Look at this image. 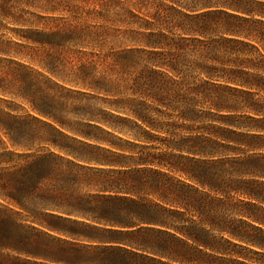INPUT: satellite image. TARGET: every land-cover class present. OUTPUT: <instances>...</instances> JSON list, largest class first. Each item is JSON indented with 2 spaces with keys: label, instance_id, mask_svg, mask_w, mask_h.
<instances>
[{
  "label": "trees",
  "instance_id": "1",
  "mask_svg": "<svg viewBox=\"0 0 264 264\" xmlns=\"http://www.w3.org/2000/svg\"><path fill=\"white\" fill-rule=\"evenodd\" d=\"M66 3L0 0V102L27 106L23 115L0 109V264H264V190L229 186L234 176L264 179V110L254 98L264 93V0L99 4V19L148 30L134 33L143 48L107 52L103 40L94 46L106 32L81 25ZM142 11L168 32L139 23ZM213 41L223 45L213 54L186 51ZM244 110L252 115L232 114ZM172 117L211 123L167 144L178 164L135 160L109 138L150 142ZM154 166L185 180L163 190ZM231 193L259 204L241 201L231 218Z\"/></svg>",
  "mask_w": 264,
  "mask_h": 264
},
{
  "label": "rangeland",
  "instance_id": "2",
  "mask_svg": "<svg viewBox=\"0 0 264 264\" xmlns=\"http://www.w3.org/2000/svg\"><path fill=\"white\" fill-rule=\"evenodd\" d=\"M70 3H66L65 5L70 4L69 6H74V10L76 12V16L80 18L79 20L80 24H90L95 26L93 28V32H106V35L101 34L102 37H99L98 41L94 42V46H99L101 44V41L103 40L104 42V48L102 49L103 51L107 52L109 50L113 51H119L120 49H123L125 47H134V48H143L142 44L136 43L133 40H137L136 36L134 33L136 32H143L145 29L141 28L139 25H132V26H126V25H111L112 23H107L103 21V19L100 18V12L102 10V6L99 4H111L115 0H69ZM164 3H163V8H164ZM77 7V8H76ZM153 11L147 12V11H142L138 12V14L143 17V20H139V23L143 22L144 20H148L151 23H155L156 25H152V29H154V32H157L159 30L166 31L164 29V22L158 23L153 19L151 16ZM51 15V14H49ZM54 16H60V17H65L68 19L73 20V17H70L69 13H56L53 14ZM110 17L112 18L113 15L110 14ZM138 20V19H137ZM63 26L64 24L59 22V23H54L50 24L51 28H55V26ZM148 30H145L147 32ZM182 32L179 29H174L171 31V36L175 39L179 38L182 36ZM8 37V35H7ZM104 38V39H103ZM106 38V40H105ZM99 42V43H96ZM223 45H220L219 42H209L206 45H199L195 43H191L188 45L189 49H186V51L192 55V52L194 51H204L208 52L209 54L214 53V48H221ZM98 48L95 50L88 49L87 51H97ZM150 58L151 56L144 55L143 58L146 60L147 58ZM195 57V56H194ZM162 58V57H161ZM193 58V57H191ZM217 65L218 68H221L222 66L215 64L213 62H208V65ZM204 77L199 75L197 79L201 80ZM222 86H226L223 81L219 82ZM224 95V93H222ZM129 95V94H128ZM229 95V93H228ZM234 100L238 101H243V98H241L240 93L237 94V92H233ZM257 101H259V104L261 108L264 110V93L259 92L257 95L254 97ZM9 103H3L0 102V109L7 110L8 108L16 109L18 115H23L27 111V106L24 103H21L18 100H13L10 99L8 100ZM88 101H83V103L79 102H73L72 107H82L83 105L87 104ZM92 108L94 109H100L104 108L106 109L107 107L103 105L102 101H97V102H91L89 103ZM108 109V108H107ZM163 110V109H162ZM202 111H209L208 106H203L201 108ZM216 116L214 118L220 120L221 116L227 115V112H215ZM236 115H252L251 112L244 110V111H239L238 113H232ZM154 120H158L157 122H161L163 120L162 117H159L158 114H153ZM67 118L73 122L74 124L79 125L84 123L86 118H84L81 115H68ZM165 122H169V126L167 127V130L169 133H164V132H156V131H150V142H139L134 135H128L124 133H119L117 131H113V136L109 137L113 142L119 144L126 155L133 157L135 160L136 159H145V160H158L161 159V156L163 155V162H172L175 164H178L180 162L179 159V152L176 150H173L172 148L167 147V144L180 141V139L189 137V136H194L197 134V130H195L197 127H201L202 125L206 124H211L209 121H202L200 123L196 124H188L183 125L182 121L177 120L175 117H172L171 119H164ZM156 122V123H157ZM138 129H134V133L136 134ZM138 134V133H137ZM240 156L243 157L242 154ZM226 157L228 158H233L237 157L236 154L234 153H229ZM155 169H161L163 171V190L165 189L164 187L170 184H177L181 180H185L183 176H181L179 173L174 172L169 170L167 167L159 168L154 166ZM226 170L227 172H234L235 169L234 167L230 168L229 166L225 167L223 171ZM230 179L233 180V182L229 183V186H245L251 188V190H258L259 191L264 190V186H262V183H264V179L259 177L256 174L252 175H247V176H234L230 177ZM229 179V180H230ZM238 180H243L245 182L249 181V184H238L235 183L234 181ZM231 181V180H230ZM236 184V185H235ZM227 198V203L229 206H231V211H228V215L231 218H239L238 215H236V210L244 208L245 207H240L239 204L241 201L243 202H253L256 204H259V202L249 199L248 197L236 193H231ZM165 204L163 203V206ZM237 208V209H236ZM166 218L165 213L163 212V220Z\"/></svg>",
  "mask_w": 264,
  "mask_h": 264
}]
</instances>
